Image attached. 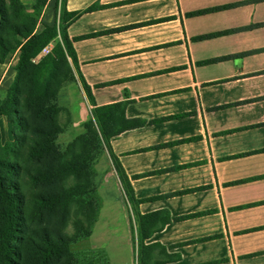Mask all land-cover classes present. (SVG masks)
<instances>
[{"label": "crops", "instance_id": "crops-1", "mask_svg": "<svg viewBox=\"0 0 264 264\" xmlns=\"http://www.w3.org/2000/svg\"><path fill=\"white\" fill-rule=\"evenodd\" d=\"M64 12L77 78L129 126L108 151L135 246L140 216L165 264H264V0H47L41 20Z\"/></svg>", "mask_w": 264, "mask_h": 264}, {"label": "trees", "instance_id": "trees-1", "mask_svg": "<svg viewBox=\"0 0 264 264\" xmlns=\"http://www.w3.org/2000/svg\"><path fill=\"white\" fill-rule=\"evenodd\" d=\"M46 2L47 0H34L32 5L27 6L21 0H0V64L10 53H18V63L14 69L16 75L6 93L7 115L13 116L10 123L17 130H21L22 123L28 125L30 120H37V162L41 164L37 168V177L32 178L40 191L26 199L19 180L13 179L17 178L20 167L9 163L0 155V264H23L18 245L28 202L37 207L39 224L45 217L50 218L54 214L63 218L68 216V211L75 205L77 212L86 213L82 221L76 219L77 223L82 224L79 236L90 235L89 227L86 228L83 224H90L94 214L92 202H83L73 197L75 194L86 195L91 192L89 151L92 143L88 145L87 152L61 155L50 142L54 133L62 131L58 122L61 109L56 105V95L68 76L73 80L76 75L77 61L65 29L77 14L64 12L60 24L56 19L52 25L45 24L41 15ZM28 7L31 12L27 11ZM10 8L13 9L12 13ZM10 18L16 21L10 22ZM5 26L8 27L7 30ZM4 34L12 38L5 39ZM48 45L53 47L42 56L43 49ZM79 80L81 81L80 78ZM81 86L93 106V118L107 138L108 148L109 140L129 127L123 118L122 109L119 106L96 108L89 88L82 81ZM22 115L24 118H21ZM116 119L120 124L109 133V125L114 124ZM88 131L91 137L95 136L89 128ZM93 140L94 137L91 138ZM20 141L23 146H27L24 136L20 137ZM34 152L35 147L27 149L30 156ZM114 167L119 172L120 181L125 187V196L130 202L133 200L131 187L115 159ZM137 226L139 264H165L168 257L164 247L143 243L152 227L150 219L138 216ZM33 234L37 238V246H34L31 257H36L34 264L67 261L68 243L77 237L70 238L63 231L46 226L37 228V232ZM151 250H156L155 257H150Z\"/></svg>", "mask_w": 264, "mask_h": 264}, {"label": "rangeland", "instance_id": "rangeland-1", "mask_svg": "<svg viewBox=\"0 0 264 264\" xmlns=\"http://www.w3.org/2000/svg\"><path fill=\"white\" fill-rule=\"evenodd\" d=\"M12 8L10 12L12 13ZM28 12L32 10L30 7ZM16 21L10 18V22ZM6 30H7V26ZM5 39L11 36L4 34ZM54 46V43H52ZM47 46L48 52L53 47ZM47 52V53H48ZM47 53L42 51V56ZM41 57V56H39ZM18 63V53H10L6 60L0 64V155L16 166L20 167L17 179L21 184V190L26 199H30L40 189L33 177H37V168L41 166L37 162V120L29 121L28 125L22 123L21 130H17L10 122L12 115H7L6 93L11 87L16 72L15 67ZM81 81L77 76L71 80L70 76L62 83L56 95V105L61 109L58 122L62 129L61 132L54 133L50 139L53 148L61 155H69L70 152H80L88 150V145L92 143L89 151V175L91 176V192L86 195L75 194L73 197L83 202L94 204V214L91 223L83 226L89 227V236H79L82 231V224L77 223L86 216L82 211H76L74 205L69 211L68 216L61 217L54 214L50 218L45 217L42 223L37 222V207L28 202L24 210V225L20 233V253L23 264H34L36 257H32V250L37 246V238L33 232H37L39 227H53L61 230L70 238L75 237L68 243V260L51 264H139L136 253L140 250L136 245L134 230L129 215V200L119 198L120 191L114 176L120 175L114 167V158L110 155L107 148V138L99 129L92 114H89L82 101ZM93 112V108H92ZM7 115V116H5ZM21 118H24L22 115ZM120 121L115 120L114 124L109 125L108 132L111 133ZM88 128L95 134L91 141ZM53 132V131H52ZM25 137L27 146H23L20 137ZM35 147L33 155L27 153V149ZM86 155V154H85ZM12 180V179H11ZM14 181V180H12ZM121 185L124 187L123 182ZM115 196L118 197V201ZM145 235V232H143ZM37 234V233H36ZM143 245V244H141ZM140 245V248H141ZM134 247V258L131 247ZM132 247V248H133ZM138 248V249H137ZM150 257H155L156 250H151ZM153 255V256H152ZM145 262V261H144Z\"/></svg>", "mask_w": 264, "mask_h": 264}, {"label": "built area", "instance_id": "built-area-1", "mask_svg": "<svg viewBox=\"0 0 264 264\" xmlns=\"http://www.w3.org/2000/svg\"><path fill=\"white\" fill-rule=\"evenodd\" d=\"M43 52L47 53L48 52V49L47 47L43 49Z\"/></svg>", "mask_w": 264, "mask_h": 264}]
</instances>
